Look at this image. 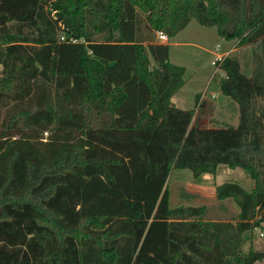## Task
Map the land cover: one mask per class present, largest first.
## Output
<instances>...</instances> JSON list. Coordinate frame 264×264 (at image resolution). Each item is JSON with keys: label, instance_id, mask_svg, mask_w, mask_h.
I'll return each instance as SVG.
<instances>
[{"label": "trees", "instance_id": "16d2710c", "mask_svg": "<svg viewBox=\"0 0 264 264\" xmlns=\"http://www.w3.org/2000/svg\"><path fill=\"white\" fill-rule=\"evenodd\" d=\"M139 9L168 36L195 18L264 54V0H0V101L12 100L0 128V264L264 259L241 248L264 221V63L247 75L236 56L216 62L238 123L209 126L201 93L191 108L172 101L184 67L168 43L137 36ZM220 164L253 179L215 185L238 205L235 223L203 219V204L170 206L172 168L198 177Z\"/></svg>", "mask_w": 264, "mask_h": 264}, {"label": "rangeland", "instance_id": "374dc122", "mask_svg": "<svg viewBox=\"0 0 264 264\" xmlns=\"http://www.w3.org/2000/svg\"><path fill=\"white\" fill-rule=\"evenodd\" d=\"M138 12L139 19L137 24V36L141 39L149 36L152 37L154 41L159 42L160 40L158 38V30L161 29H152L149 26V22L146 19L147 11L144 12L143 10L139 9ZM24 30L33 31L30 27H24ZM93 32L94 38H102V32ZM59 34H61V32H59ZM168 38L169 60L184 67V83L176 94L181 99L179 102L180 105L185 108L194 107V98L197 93L204 92L206 97L211 98V94L213 92L216 94V97L212 99L215 101L228 100L230 102V107L232 109H236L237 113V103L223 94L220 90V80L222 76H224V72L220 68L215 69L216 66L211 63V60L214 59L217 53L222 54L229 47H236L229 53V55L236 56L239 59L241 71L247 75H251L254 72V69L257 67L259 61H263L264 63V54H262V51L256 46V43L253 42L236 46V40L225 39L222 37L218 33L217 27L215 25H203L195 18H191L182 29L177 31L174 35L168 36ZM255 52L258 53L257 58L254 56ZM224 55L226 54L223 53V56ZM261 100L262 99H259L260 102H262ZM219 103V101H216V105L214 103V106L211 105V103H207L209 108L208 112L206 113L208 124L212 126L236 125L237 115L234 119L231 118V120L223 118L221 108L226 105ZM11 104L12 100L8 99L7 97L0 101V128L6 116V111L8 110V107L11 106ZM24 128L25 124L23 123V120L20 119L15 123L12 131L17 134L18 129ZM45 134L46 132L44 135ZM239 168L240 167H234L230 169L232 171H228L224 168L222 169L221 167V169L219 168L218 171L221 175L227 176L223 177L225 179L224 181L238 182L237 178H241L243 183H239L242 184L246 189H250V186L252 187L253 184V179L245 171L240 169L241 174L240 172L236 174L233 173V171L239 170ZM234 175L237 176V178H234ZM192 181L195 180L190 169H171L167 176L166 184L170 189L171 199L174 201V205L180 194L181 196L188 197V199L194 198V193L189 191H187V193L185 192V188L188 186L189 182ZM229 201L230 204L233 203V199H229ZM221 209H223V212ZM202 218H207L208 220L233 222H236L238 219L237 213L230 207H222L213 201H209L208 205L205 206V211L202 214ZM250 244L255 249L264 250V221H262L258 227H255L244 233V239L241 246L242 252H245ZM255 264H264V259L256 261Z\"/></svg>", "mask_w": 264, "mask_h": 264}, {"label": "crops", "instance_id": "0c3cea01", "mask_svg": "<svg viewBox=\"0 0 264 264\" xmlns=\"http://www.w3.org/2000/svg\"><path fill=\"white\" fill-rule=\"evenodd\" d=\"M159 42H164V43H168L169 44V39L166 40V41H159ZM144 43H146V41H144ZM235 48L236 47H234V48L233 47H229L223 53L229 54ZM168 60H169V58H168ZM178 90L175 91V93L172 95L171 99L175 103V105H177L178 107L185 108L182 105H180V103H179L181 101V99H180L179 96L176 95ZM212 94H213V96H212ZM212 94H211V98H208V97L204 96V98H206V102L207 103H211V105H213V106H214V103L216 105V101H219L222 105L225 104L227 107L224 106V107L221 108L222 113H223V118L231 120V118L234 119L236 117V115H237V123H238V105H237V113H236V109H232L230 107V102L228 100H225V101L216 100L215 101L212 98L216 97V94L213 93V92H212ZM189 108H191V107H189ZM207 125H209L208 122H207ZM209 126H212V125H209ZM221 167H222V169L224 168V169H226L228 171H232V170H230L231 168H229L226 165H219L215 173L205 172V173H202L198 177H194L195 181L189 182L188 186L185 188V192L186 193H187V191H189L191 193H194V198L188 199V197L181 196V194H180V196L176 199L175 205H174V201L171 199V193H170V195H169L170 206L171 207L187 206V205H195V206H197V205H202V204L207 206L209 201H213L215 203H218L222 207L223 206H228L233 211L238 213L239 207L236 204V202L233 200V203L230 204L229 199H232V198L227 197V198H224V199H218V198L215 197V185L220 183V182H223L225 180L223 177H227V176H223V175H221L219 173L218 169L219 168L221 169ZM240 169L241 168H239V170L233 171V173L236 174V173L240 172V174H241V170ZM242 171H244V170L242 169ZM234 178H237V176L234 175ZM237 179H238V183L239 182L243 183L241 178L240 179L237 178ZM252 187H253V184H252ZM252 187L250 186V189ZM231 202H232V200H231ZM221 210L223 212V209H221ZM205 219H207V218H205ZM231 222L235 223L233 221H231Z\"/></svg>", "mask_w": 264, "mask_h": 264}, {"label": "built area", "instance_id": "2783aa9c", "mask_svg": "<svg viewBox=\"0 0 264 264\" xmlns=\"http://www.w3.org/2000/svg\"><path fill=\"white\" fill-rule=\"evenodd\" d=\"M61 38H63V36H61ZM158 38H159L160 41H166V40L169 39L167 33L165 31H163V30H158ZM222 58H223V53L222 54L221 53H217L215 55L214 59L211 60V63L216 66L215 69L218 68V65H217L216 62L219 61ZM204 96H205V94H204V92H202L200 94V99L203 98ZM212 96H213V94H212Z\"/></svg>", "mask_w": 264, "mask_h": 264}]
</instances>
